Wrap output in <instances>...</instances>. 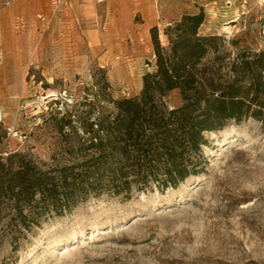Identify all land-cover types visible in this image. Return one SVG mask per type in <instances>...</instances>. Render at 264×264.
<instances>
[{
    "label": "rangeland",
    "instance_id": "rangeland-1",
    "mask_svg": "<svg viewBox=\"0 0 264 264\" xmlns=\"http://www.w3.org/2000/svg\"><path fill=\"white\" fill-rule=\"evenodd\" d=\"M201 8V33L221 38L204 64L228 79L239 54L264 50V0H20L0 7L4 154L23 153L44 171L74 162V139L58 132L57 118L81 112L86 101L108 111V98L138 96L153 71L151 29L166 45L164 29ZM164 101L170 109L183 104L178 90ZM204 135L199 174L176 189H134L130 199L89 194L28 231L1 205L0 264H264V124L229 120Z\"/></svg>",
    "mask_w": 264,
    "mask_h": 264
},
{
    "label": "trees",
    "instance_id": "trees-1",
    "mask_svg": "<svg viewBox=\"0 0 264 264\" xmlns=\"http://www.w3.org/2000/svg\"><path fill=\"white\" fill-rule=\"evenodd\" d=\"M205 20L203 8L184 14L164 29L166 45L159 29H151L153 71L143 77L138 96L108 98V111L86 101L81 112L57 118L58 132L74 139L68 146L71 164L44 171L27 155H5L0 148V206L13 208L22 229L39 227L49 211L70 212L89 194L130 199L134 189H176L199 174L205 133L246 117L264 124V50L239 54L223 80L204 64L221 40L201 33ZM175 90L183 104L170 109L164 100ZM7 136L0 122V147Z\"/></svg>",
    "mask_w": 264,
    "mask_h": 264
},
{
    "label": "built area",
    "instance_id": "built-area-1",
    "mask_svg": "<svg viewBox=\"0 0 264 264\" xmlns=\"http://www.w3.org/2000/svg\"><path fill=\"white\" fill-rule=\"evenodd\" d=\"M20 0H0V7L2 8H8L13 6L15 3L19 2ZM66 1V0H64ZM106 0H97V2L102 3Z\"/></svg>",
    "mask_w": 264,
    "mask_h": 264
}]
</instances>
